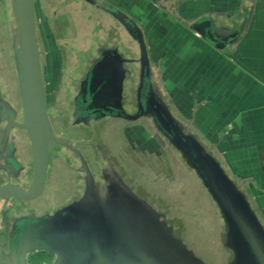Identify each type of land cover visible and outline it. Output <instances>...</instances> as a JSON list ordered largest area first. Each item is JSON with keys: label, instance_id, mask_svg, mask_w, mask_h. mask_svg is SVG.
Here are the masks:
<instances>
[{"label": "water", "instance_id": "95a60500", "mask_svg": "<svg viewBox=\"0 0 264 264\" xmlns=\"http://www.w3.org/2000/svg\"><path fill=\"white\" fill-rule=\"evenodd\" d=\"M10 1L14 24L12 52L19 86L21 122H12L9 116L12 109L0 95V114L6 115L8 123L0 131V143H3L0 160L10 130L20 128L27 133L33 165L29 187L24 189L11 182L3 183L0 185V200L10 198L31 203L42 196L48 181L49 146L52 143L68 146L69 142L54 133L47 113L34 0ZM84 1L97 3L95 0ZM103 10L124 28L139 48L137 96L139 110L144 111L127 116V119L152 118L157 130L194 172L222 219L223 248L231 254L226 264H264V222L249 196L206 145L194 134L185 133L178 120L157 99L149 81V56L139 26L113 5L106 4ZM248 22L246 20L243 26L246 27ZM189 28L217 50L235 44L240 37L238 34L222 37L211 17H203ZM129 62L117 48L100 50V56L81 82L76 98L86 105L82 112L84 122L118 116L109 109L120 108ZM1 169L15 172L14 178H18L22 171L16 162L12 165L0 163ZM100 179L102 183L86 168L79 198L51 214L14 220L8 234V253L0 255V264H28L27 257L35 253L49 255L52 264H210L192 245L174 235L166 215L138 195L110 162L102 170Z\"/></svg>", "mask_w": 264, "mask_h": 264}, {"label": "rangeland", "instance_id": "374dc122", "mask_svg": "<svg viewBox=\"0 0 264 264\" xmlns=\"http://www.w3.org/2000/svg\"><path fill=\"white\" fill-rule=\"evenodd\" d=\"M95 1L105 3L103 0ZM115 7L121 11L125 9L123 12L143 32L149 56V81L157 99L178 120L185 133L194 134L202 142L201 136L192 127L191 119L177 112V100L173 98L177 94L182 95L179 103L187 107L185 84L171 81L172 71L175 70H172L170 62L171 45L177 37L171 33L184 26L170 18L156 16L159 5L146 0L141 4L127 3L122 4L121 8ZM126 8H136L140 14L133 18V12ZM34 17L40 66L46 87L47 113L57 136H71L75 140L91 139L90 132L78 129L69 131L67 127L73 120L71 100L77 89V81L84 77L89 64L97 59L98 48L103 45L117 48L130 61L126 64L129 83L124 94L126 98L130 95L132 114L136 113L135 89L137 91L140 77L138 44L98 3L89 4L84 0H34ZM13 33L11 1L0 0V95L14 108L19 97V86L13 64ZM177 88H180V92L176 93ZM117 128L106 131L105 138L111 148H105V151L110 156H113L112 152L119 155L118 161L113 157L114 165L126 181L141 197L166 215L176 237L192 245L210 264H226L231 254L223 248V222L217 207L194 172L182 161L178 151L157 130L152 118L142 116L129 125L131 143L126 139L121 141L123 138L119 137ZM139 131L144 134L143 141L138 138ZM23 139L14 138L18 154L21 146L25 145L24 153L18 155L16 162L22 167L20 175L11 180L6 176L8 174L0 173V185L12 182L24 189L29 187L33 164L31 155H27V151H30L27 138ZM153 141L157 144H153ZM205 145L212 154L218 156L215 147L207 143ZM50 147L48 181L43 195L32 203L0 200V255L8 253V234L14 220L23 216L43 215L45 210L50 212L60 202L63 204L66 201L67 204L81 195L82 176L75 171L76 160L53 143ZM166 152L172 154L171 162L166 158ZM87 155L91 160L99 161L93 153ZM95 166H99V163H95ZM51 184L54 186L52 189ZM52 262V257L44 253H35L28 258V264Z\"/></svg>", "mask_w": 264, "mask_h": 264}, {"label": "crops", "instance_id": "0c3cea01", "mask_svg": "<svg viewBox=\"0 0 264 264\" xmlns=\"http://www.w3.org/2000/svg\"><path fill=\"white\" fill-rule=\"evenodd\" d=\"M103 1L119 8L145 2ZM146 1L159 5V18L184 26L171 33L177 36L171 45V81L185 84L188 101L184 108L183 96L175 95L177 112L191 119L202 143L216 148L264 221V0ZM128 9L133 18L140 14ZM203 17L215 21L222 37L238 34V41L223 50L209 45L189 28Z\"/></svg>", "mask_w": 264, "mask_h": 264}, {"label": "flooded vegetation", "instance_id": "af4514ba", "mask_svg": "<svg viewBox=\"0 0 264 264\" xmlns=\"http://www.w3.org/2000/svg\"><path fill=\"white\" fill-rule=\"evenodd\" d=\"M97 3L102 8H104V6L106 4L109 5V3H107V2H105V3L97 2ZM97 3H94V4L96 5ZM105 47L106 46L103 45V47L98 48L97 58L100 56V50H102V48H105ZM104 56H106V55H104ZM13 64H14V60H13ZM93 64H94V60L89 64V67H88L87 71L85 72L84 77L81 80L77 81V87H76L77 89L75 90V95L72 97V100H71V103H72V105H71L72 106L71 118L73 120H71L72 122H71L70 127H67V129L69 131H71L73 129L88 131L92 135L91 139H89V140H85V139L75 140V139H72L71 136L65 137L62 135L59 137H62L65 140H68V142H69V143H67L68 146H61V145H58L55 143H53V144L59 150L64 151L65 153H67L69 156H71L72 158H74L76 160L77 165H76L75 171L82 176V186L84 183L86 168H88V170H90L93 173V175L95 176V179L97 181L102 183V181L100 179L101 172L104 168H106L107 162H110L113 165V167L116 169L118 174L123 178V180L135 191V188L133 186H131L126 181L124 176L119 172V170L114 165L113 157H116V159L118 161L119 155L118 154L115 155L112 152L111 154L113 156H110L106 153L105 148L110 149L111 146L108 145V141L105 138V135H106L105 133H106V131L109 130V128L114 129L116 126H118V128H117L118 135H119V137L123 138V139H121V141H125V139H126L128 143H131L130 138H129V135L131 134L129 125L132 122H136V121L140 120L142 117L138 118L135 121H130L129 119H127V116L128 117L134 116L138 112L141 113L144 110H142V109H141V111L139 110V107H138L139 103H138V96H137L138 94L135 93L136 94V100H135L136 103H135L134 109H136L135 110L136 113L132 114V110H131L132 105H131V101H130V97H129L130 95L128 94V97L126 98L125 94H124L126 85L128 87V83H129V76L127 77V75H126V79H125L124 84H123V93H122V97L120 100V108L119 109H113V110L109 109L111 112L117 113L118 116L117 117L105 116L99 120L90 119V120H87L86 122H84V118H82V115H83L82 112L85 110L84 108L86 107V105L84 106L82 102L81 103H80V101L78 102L76 100V98H77V96H79V93H80L81 82H83L87 78V73ZM136 88L138 90V85ZM135 92H137L136 89H135ZM129 93H131V92H129ZM17 98H18V100L16 99V107L13 108L10 106L12 111L9 112V116L11 117L12 122L15 124H18L21 122L20 103H19L20 101H19L18 96H17ZM46 103H47V101H46ZM141 104H142V102H141ZM82 105H83V107H82ZM143 109H146V108L144 107ZM79 113H80V115H79ZM86 113H88V112H86ZM7 124L8 123L6 120V115L3 113L0 114V131L4 130V128H6V126H7ZM50 124H51V119H50ZM26 134L27 133H25V131L23 129H20V128H12L10 130L7 143L5 144V147H4L5 149L3 150V153L1 156L0 163L5 165L6 162H9L12 165V163L18 161L17 160L18 155H22L24 153L23 150L25 149V145L21 146L22 149L20 148L21 151L18 154V152H17L18 148L16 147V143H15L14 138L17 137L18 140L20 138L26 139L27 138ZM137 135H138V138H140V140H141V138H142V141L144 140L145 137H143L144 134L141 131H139V133H137ZM25 139H23V140H25ZM27 142H28V138H27ZM23 143H26V142L24 141ZM101 143H103V144H101ZM138 143H140V142H138ZM152 143L157 144V143H154V141ZM2 147H3V143H0V149ZM27 147H29V142H28ZM49 149L51 150L50 146H49ZM50 150H49V153H50ZM170 150H172V149H170ZM89 152L93 153V156L97 157L99 161L95 162V160L94 161L91 160V158H89V156L87 155ZM166 154H167L166 158L169 160V162H171L170 157L172 154L170 155L167 152H166ZM27 155L30 156V151H27ZM95 163H99V166L96 167ZM7 167L9 168V166H7ZM0 173H2V174L6 173V174H8L6 176L10 177L11 180L14 179L13 173H15V172H12L11 170L9 172H6V171L1 169ZM46 183H47V181H46ZM45 186H46V184H45ZM52 187H54V186L51 184L50 188L52 189ZM44 191H45V189H44ZM75 199H72L71 201H73ZM3 200H12V201H17V202H22V201H19V199L16 200V199H10V198L3 199ZM58 201H60V200H58ZM22 203H24V202H22ZM64 205H66V201H63V204L60 202V204L58 206H53V208L50 209V212H52V211L54 212V211L58 210L59 208L63 207ZM50 212H49V210H45L43 212V214H50ZM29 256H31V255H29ZM29 256L27 257V261H28Z\"/></svg>", "mask_w": 264, "mask_h": 264}]
</instances>
